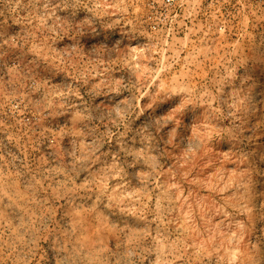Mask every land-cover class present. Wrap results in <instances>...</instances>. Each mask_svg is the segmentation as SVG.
I'll list each match as a JSON object with an SVG mask.
<instances>
[{
    "label": "rangeland",
    "instance_id": "374dc122",
    "mask_svg": "<svg viewBox=\"0 0 264 264\" xmlns=\"http://www.w3.org/2000/svg\"><path fill=\"white\" fill-rule=\"evenodd\" d=\"M0 264H264V0H0Z\"/></svg>",
    "mask_w": 264,
    "mask_h": 264
},
{
    "label": "built area",
    "instance_id": "2783aa9c",
    "mask_svg": "<svg viewBox=\"0 0 264 264\" xmlns=\"http://www.w3.org/2000/svg\"><path fill=\"white\" fill-rule=\"evenodd\" d=\"M174 0H166L167 4H172Z\"/></svg>",
    "mask_w": 264,
    "mask_h": 264
}]
</instances>
